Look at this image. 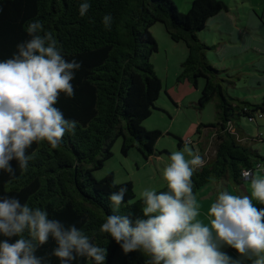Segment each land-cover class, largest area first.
<instances>
[{
	"label": "trees",
	"instance_id": "16d2710c",
	"mask_svg": "<svg viewBox=\"0 0 264 264\" xmlns=\"http://www.w3.org/2000/svg\"><path fill=\"white\" fill-rule=\"evenodd\" d=\"M82 2L0 0V62L18 54V45L31 39L26 32L28 23L39 20L44 31L53 34L65 59L81 64L71 82L74 96L61 93L55 105L66 119L78 122L75 133H67L55 149L47 142L33 143L27 154H34V158L26 170L15 159L10 161L14 174L0 170V200L16 198L21 204L46 210L49 219L65 228L74 225L83 230L92 243L106 249L105 264H148L147 254H124L108 234L100 232L102 223L116 211L109 195L122 186L128 192L116 214H131L133 220L144 218L142 199L137 200L134 184L119 185L113 174L97 180L94 172L113 158L119 139L123 155L137 149L149 160L156 156V146L164 136L143 126L157 110L164 91L153 64L159 44L151 29L161 23L174 42L187 45L189 56L182 64L179 80L188 81L196 89L201 79L205 81L196 104L198 111L210 103L215 105L216 122L197 128V145L204 164L192 177L196 199L214 182L242 185L246 182L242 171L254 175L264 168V156L254 146L263 139L251 137L242 126L243 118L252 123L264 119V101L254 104L231 96L224 87L223 70L208 60V52L217 47L206 44L199 34L214 18L231 11L223 1L195 0L184 14L173 0H88L90 8L81 17ZM107 14L113 17L110 29L102 22ZM183 145L180 140V148ZM24 236L30 238L27 232ZM5 239L15 242L18 237L0 234V241ZM57 246L49 237L35 255L44 258L46 264H61L52 255ZM69 264L94 261L77 257Z\"/></svg>",
	"mask_w": 264,
	"mask_h": 264
},
{
	"label": "clouds",
	"instance_id": "9594fccd",
	"mask_svg": "<svg viewBox=\"0 0 264 264\" xmlns=\"http://www.w3.org/2000/svg\"><path fill=\"white\" fill-rule=\"evenodd\" d=\"M90 8L88 0L79 6L81 17ZM113 17H103L110 29ZM30 40L18 45V54L0 62V170L14 174L10 161L15 159L26 170L33 155L27 154L33 143L60 146L67 133H75L78 122L66 119L55 105L60 94L74 96L72 80L81 64L68 61L51 32L43 24L29 22ZM43 32V35L41 33ZM185 152L191 159L185 158ZM163 170L166 191L144 190V218L117 215L128 188L122 186L109 195L114 213L100 226L120 246L124 254L140 251L150 257L148 264H243L221 251L223 245L235 249L251 264H264V177L242 171L250 179L251 196L221 191L208 211L209 222L198 219L199 210L193 188V175L201 167L202 156L189 148L171 153ZM27 232L30 238H25ZM0 234L18 237L15 242L0 241V264H46L35 255L49 237L57 247L52 255L61 264L86 257L94 264H105L106 249L91 242L76 226L65 228L48 218L40 207L21 204L16 198L0 200Z\"/></svg>",
	"mask_w": 264,
	"mask_h": 264
},
{
	"label": "rangeland",
	"instance_id": "374dc122",
	"mask_svg": "<svg viewBox=\"0 0 264 264\" xmlns=\"http://www.w3.org/2000/svg\"><path fill=\"white\" fill-rule=\"evenodd\" d=\"M195 0H173L180 13H187ZM230 7L229 13L214 18L209 27L199 34V38L216 49L208 52V60L215 67L223 70L224 87L235 98L262 104L264 101V0H221ZM151 32L159 44V53L153 57V64L161 79L164 91L157 102V110L143 126L148 131H160L164 136L156 146V156L146 160L137 150L130 151L128 156L122 153V139L113 149V158L106 162L103 169L94 172L97 180H103L113 174L117 184L132 182L137 200L142 199L144 190L159 191L167 187L163 170L170 163L174 151H183L186 147L198 153L200 141L197 128L201 124L210 125L216 122L215 105L210 103L202 111L196 109L205 81L200 80L196 90L188 81H180L182 64L189 56L184 42H174L163 24L158 23ZM243 128L253 137L264 141V119L252 123L242 119ZM205 127L203 130L206 131ZM205 139V138H202ZM180 140L184 142L180 148ZM264 155V143L254 145ZM216 150L214 148L213 152ZM196 151V152H195ZM186 159H191L187 152ZM254 175L264 177V170H257ZM251 196L250 179L244 182ZM211 186L197 198L198 219L205 224L209 222L208 211L221 191H227L221 184ZM214 196L211 197V194ZM229 194L244 195L241 185L231 183ZM257 208L264 204L253 200ZM230 246L223 245L221 251L234 259L248 264L239 253Z\"/></svg>",
	"mask_w": 264,
	"mask_h": 264
},
{
	"label": "crops",
	"instance_id": "0c3cea01",
	"mask_svg": "<svg viewBox=\"0 0 264 264\" xmlns=\"http://www.w3.org/2000/svg\"><path fill=\"white\" fill-rule=\"evenodd\" d=\"M188 5H191V3H188ZM200 86V85H199ZM196 89V88H195ZM199 89V88H198ZM198 89H196V90H198ZM242 126H243V124H242ZM246 131V130H245ZM247 132V131H246ZM264 143V142H263ZM197 147H198V145H197ZM257 149V148H256ZM259 152H260V154H261V150H259V149H257ZM196 152V151H195ZM199 152H200V150H199ZM199 152L197 153V154H199ZM262 155V154H261ZM264 156V155H263ZM217 184H221L222 185V187L223 188H227L228 190H227V192H229V185H231V182H229V181H220V182H214V183H212V184H210V185H208L205 189H203L201 192H199V194H198V196H197V198L199 197V195L200 194H203V192L205 191V190H207V189H209L211 186L213 187V186H215L216 187V189H214V192L217 190ZM241 191L244 193V195H249L248 194V189L246 188V186L245 185H241ZM214 196V193L213 194H211V197H213ZM215 197V196H214ZM232 250H234V249H232ZM235 251V250H234ZM233 258V257H232ZM242 259H244L246 262H248V264H251V261L250 260H247V259H245V258H243V257H241ZM234 259V258H233Z\"/></svg>",
	"mask_w": 264,
	"mask_h": 264
},
{
	"label": "built area",
	"instance_id": "2783aa9c",
	"mask_svg": "<svg viewBox=\"0 0 264 264\" xmlns=\"http://www.w3.org/2000/svg\"><path fill=\"white\" fill-rule=\"evenodd\" d=\"M259 170H264V168H261V169H259Z\"/></svg>",
	"mask_w": 264,
	"mask_h": 264
}]
</instances>
